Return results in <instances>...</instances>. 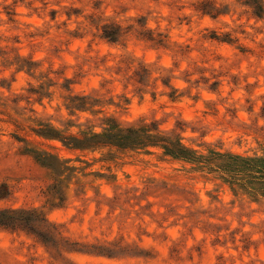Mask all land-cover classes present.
<instances>
[{"label":"rangeland","instance_id":"obj_1","mask_svg":"<svg viewBox=\"0 0 264 264\" xmlns=\"http://www.w3.org/2000/svg\"><path fill=\"white\" fill-rule=\"evenodd\" d=\"M229 155L264 157V0H0V264H264Z\"/></svg>","mask_w":264,"mask_h":264},{"label":"trees","instance_id":"obj_2","mask_svg":"<svg viewBox=\"0 0 264 264\" xmlns=\"http://www.w3.org/2000/svg\"><path fill=\"white\" fill-rule=\"evenodd\" d=\"M256 6L259 9H262V5ZM103 34L105 37L110 40H115L117 35V31L113 29H104ZM166 145L164 146L167 153L181 157L184 159H190L191 157H186L185 152H187L184 147L180 144V142H176L175 144L170 141H165ZM201 161V160H199ZM211 170L219 173V175L230 184L239 185L240 187L249 189L248 181L257 182L260 185L259 191L261 195L264 196V157H247V156H239V155H229L227 158L223 159L221 163L216 165L215 167H211ZM255 191V190H254ZM29 213V214H28ZM32 214L25 210H14L9 209L3 212H0V226L2 227H28L32 230V225L28 226L29 217ZM34 222L46 236L49 237V241L52 242L53 245L58 244L60 242V234L56 230L55 226L47 223V221L40 216L39 214H34ZM42 242L45 243L43 235Z\"/></svg>","mask_w":264,"mask_h":264}]
</instances>
